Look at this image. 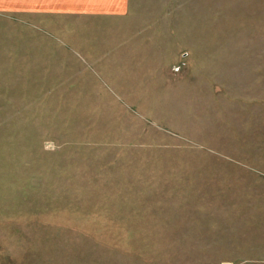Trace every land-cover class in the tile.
I'll return each instance as SVG.
<instances>
[{"label":"rangeland","instance_id":"obj_1","mask_svg":"<svg viewBox=\"0 0 264 264\" xmlns=\"http://www.w3.org/2000/svg\"><path fill=\"white\" fill-rule=\"evenodd\" d=\"M127 1L0 0V264L242 261L264 185L218 154V81L264 64V0Z\"/></svg>","mask_w":264,"mask_h":264},{"label":"crops","instance_id":"obj_2","mask_svg":"<svg viewBox=\"0 0 264 264\" xmlns=\"http://www.w3.org/2000/svg\"><path fill=\"white\" fill-rule=\"evenodd\" d=\"M87 2L79 7L80 13L112 15L115 13L113 12L115 8H126L128 4L127 0H87ZM88 8L89 12L82 11ZM95 9L99 11H93ZM235 57L236 55L234 64H231L230 68L223 67L226 72L228 70L233 73L230 82L224 81V83L222 79L218 81V154L233 162L232 168L236 176L241 178L249 176L253 178L252 184L264 185V64H258V59L256 60L258 54L255 51L250 54V64H237ZM246 73H250L248 79L244 75ZM222 139L227 144L224 147ZM238 146L242 147L243 152L250 151L248 160L239 161L240 156L244 155L239 154ZM263 197L256 200H264ZM259 207L264 211V203H260ZM262 215L264 213L253 217L242 215L243 241L240 246L234 245L242 249L239 255L242 259L239 262L242 264H264L262 252L264 216ZM235 257L229 259L230 263H239L233 260Z\"/></svg>","mask_w":264,"mask_h":264}]
</instances>
